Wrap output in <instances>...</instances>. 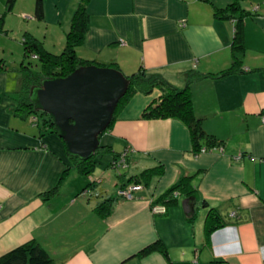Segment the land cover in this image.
<instances>
[{"label":"crops","instance_id":"0c3cea01","mask_svg":"<svg viewBox=\"0 0 264 264\" xmlns=\"http://www.w3.org/2000/svg\"><path fill=\"white\" fill-rule=\"evenodd\" d=\"M41 1L40 19L36 0H15L11 10L27 21L25 31L61 32L65 38L80 0ZM230 1L87 0L88 29L75 47L91 64H114L127 75L142 68L176 87L188 85L201 126L220 142L203 151H194L181 120L141 117L160 100L162 91L155 87L121 106L99 137L112 151L97 149L94 169L84 175L57 134L40 133L28 116L13 113L11 93H4L11 77L0 70V255L35 239L62 264H170L158 249L140 254L160 239L176 264L213 258L264 264V4L254 13L240 6L234 21L216 17L214 7ZM239 19L244 48L233 66ZM37 37L45 45V36ZM196 73L200 78L186 81ZM124 150L126 167H113L115 153ZM158 164L160 173L132 198L114 201L106 216L96 212L97 202L121 182ZM184 175H193L191 210H183L179 196L165 213H154L151 206L161 203L156 196ZM211 208L226 224L207 239L204 219ZM235 209L237 216H230Z\"/></svg>","mask_w":264,"mask_h":264},{"label":"trees","instance_id":"16d2710c","mask_svg":"<svg viewBox=\"0 0 264 264\" xmlns=\"http://www.w3.org/2000/svg\"><path fill=\"white\" fill-rule=\"evenodd\" d=\"M86 1L80 0L78 3L70 21L69 29L65 34L64 47L60 53L50 52L45 48L43 42L34 36L29 31L24 33L22 40L23 52L22 59L20 61V68L22 69L23 75L18 87V93L20 91L19 97L16 98L17 105L15 110L16 114L21 117H26L30 113L41 112L45 115L42 121H38L37 128L40 133L45 131V133H55L57 130L54 127L52 119L43 111L36 110L34 108L33 102L29 97V90L32 85H38L43 78L47 77H63L73 71L76 67L81 65L91 64L90 61L80 58L76 52L75 47L80 44L85 36L89 24V15L86 11ZM15 0H5V11H10L13 7ZM238 0H232L224 7H214V15L217 17H233L231 13L240 10ZM35 16L37 18H42L43 7L42 1L36 0L35 3ZM1 19V17H0ZM241 19L235 24L233 29V40L231 43V52L233 56V66L240 61V56L243 51V32L241 26ZM1 21V20H0ZM37 58L40 62V70L34 71L31 68L30 61H26L29 57ZM26 61V62H25ZM105 66V65H103ZM116 69H119L116 65L110 64L106 65ZM233 66H231L227 71H233ZM4 66L3 60L0 59V70H7ZM129 79L128 89L125 94L119 100L114 116L108 128L111 127L115 120L116 113L121 106L128 101V99L135 93L140 92L144 94H149L155 87H159L162 91L160 100L155 103H150L141 112V117L144 119H161V118H176L185 123L189 129L192 146L195 152L201 151L202 148L207 149V147H212L218 143L212 134L207 133L201 126V119L197 117L193 110V103L190 90L188 85L179 88L169 82H167L159 74L147 73L145 69L139 68L137 71L127 75ZM187 82L193 81L200 78L196 74H187ZM19 111V112H18ZM58 135V134H57ZM98 151H112L107 145H99ZM127 153L126 150L119 153H115V157L121 153ZM128 155V154H127ZM69 157L75 162L77 168L84 175L90 174L94 169L93 156L88 159L81 160L77 156ZM128 160V156L126 157ZM127 164V163H126ZM113 166V164H112ZM126 167V165L124 166ZM124 167H121L124 168ZM161 170V165L158 164L153 167H148L143 169L140 173L132 175L129 177L128 181L121 182L120 187H126L130 184H140L141 188L146 185L152 175L159 174ZM193 175L181 176L177 181H175L171 186L165 189L160 195L156 196V202H161L166 206L174 204L179 199V196L187 198L188 201L192 200L195 193V187L192 183ZM140 188V189H141ZM139 189V190H140ZM53 189L52 191H54ZM138 191V190H137ZM177 192L174 196L173 193ZM43 193L41 195H44ZM124 198L115 193L113 195L105 196L102 200L97 202L95 206L96 212L101 216H106L110 213L112 209L113 202ZM206 203V202H205ZM214 210V211H213ZM235 214L230 216H237V209H235ZM189 219L194 218V213H189ZM226 224V219L223 214L218 210L211 208L204 219V230L207 239L211 233ZM151 249H158L161 251L167 259H169L170 264H176L169 258L166 245L158 239L154 243L148 245L140 254H144ZM62 261H56L55 257L51 252L45 248L40 242L35 239H30L22 242L21 244L13 247L12 249L2 253L0 255V264H62ZM186 264H228L222 259H211L208 262L201 263L194 259Z\"/></svg>","mask_w":264,"mask_h":264},{"label":"water","instance_id":"95a60500","mask_svg":"<svg viewBox=\"0 0 264 264\" xmlns=\"http://www.w3.org/2000/svg\"><path fill=\"white\" fill-rule=\"evenodd\" d=\"M129 79L119 69L81 65L63 77L43 78L29 90L36 110L49 115L66 153L81 160L94 155L99 137L108 128ZM183 210H191L188 199Z\"/></svg>","mask_w":264,"mask_h":264},{"label":"rangeland","instance_id":"374dc122","mask_svg":"<svg viewBox=\"0 0 264 264\" xmlns=\"http://www.w3.org/2000/svg\"><path fill=\"white\" fill-rule=\"evenodd\" d=\"M238 1H239L238 4H239V6H241V8L249 6L248 9L246 8V11L251 12V13H254L255 11L259 10L260 5L264 4V0H262V1L261 0H259V1H257V0H238ZM231 2H232V0L228 3H231ZM9 13H11V14H9ZM15 13H20V12H15L14 10L13 11L12 10L5 11V8L3 10L0 8V17H1V19H0L1 20L0 21V59L3 60L4 66L7 67L6 72L9 76V78L11 77L10 80L9 79L7 80L9 85L7 86V90H5L4 93H7V94L11 93L10 95L12 97L10 96V98L12 99V101L15 105L13 113L16 114V112H17V110H15L16 105H17L16 98L19 97V94H20V91L18 93V87H19V83L21 80V76L24 73V72H22V69L20 68V61L22 59V52H23L22 40L24 37V33L26 32L25 30H27V27H26L27 21H25V19H23L21 14L15 15ZM230 15H233V13H231ZM226 17L223 16V18H226ZM231 19H232V21H234L235 18L232 17ZM30 26H32V25H30ZM29 32H31V31H29ZM34 33L37 36H39V35L41 37L45 36V42H46L45 45L46 46L44 45V42H43V45L45 46V48L48 47L46 49L49 50L50 52L60 53L62 51V49L64 47L65 38L61 32L60 33L59 32L58 33L47 32L45 34L43 32H41V33L33 32L32 34L34 35ZM26 61H30L31 68L34 71L40 70V62L37 58H33L31 56L29 58H26ZM14 76H18V78H17L18 83L16 82V84H15V87H16L15 90L10 92L9 88L12 85L10 83L11 82L14 83ZM119 109H118V111H119ZM28 117L30 119V122L37 126L38 121L41 122L42 119L45 117V115L42 114L41 112H37V114L36 113H30V115H28ZM26 121H28V119H26ZM14 124L17 125L16 123H14ZM27 125L30 126V124L28 122H25V126H27ZM103 154L107 155V154H109V152L105 151V152H103ZM118 158H119V154L116 157L115 156L113 157L111 163L112 164L115 163V161ZM72 162H73V166L76 169V171L80 172V170L77 168L75 162L73 160H72ZM80 173H82V172H80ZM119 188H122V187L119 186L117 189H119ZM117 189H116V191H117ZM135 192H137V191H135Z\"/></svg>","mask_w":264,"mask_h":264},{"label":"built area","instance_id":"2783aa9c","mask_svg":"<svg viewBox=\"0 0 264 264\" xmlns=\"http://www.w3.org/2000/svg\"><path fill=\"white\" fill-rule=\"evenodd\" d=\"M202 151L204 150V148L201 149ZM127 153H121L119 155V158L115 161V163H113V167L115 168H119V167H124L127 163ZM141 188L140 184H130L126 187H122L117 189V194L124 197V198H132L135 195V191L139 190ZM174 196L177 195V192L173 193ZM151 209L154 213H165L167 207L165 204H154L151 206ZM235 210L231 211L230 214L233 215L235 214Z\"/></svg>","mask_w":264,"mask_h":264},{"label":"bare ground","instance_id":"6f19581e","mask_svg":"<svg viewBox=\"0 0 264 264\" xmlns=\"http://www.w3.org/2000/svg\"><path fill=\"white\" fill-rule=\"evenodd\" d=\"M214 211V210H213Z\"/></svg>","mask_w":264,"mask_h":264}]
</instances>
